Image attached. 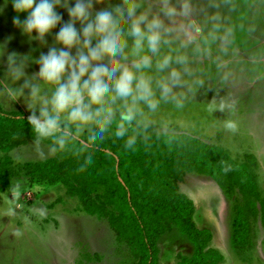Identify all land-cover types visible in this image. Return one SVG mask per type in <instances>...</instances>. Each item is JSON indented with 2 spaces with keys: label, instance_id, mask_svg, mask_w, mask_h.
<instances>
[{
  "label": "clouds",
  "instance_id": "obj_1",
  "mask_svg": "<svg viewBox=\"0 0 264 264\" xmlns=\"http://www.w3.org/2000/svg\"><path fill=\"white\" fill-rule=\"evenodd\" d=\"M101 3L0 0V15L10 5L11 25L30 49L8 50L11 34L0 39V105L23 104L37 148L88 157L93 145L111 138L122 140L123 150L134 151L138 135L162 104L182 106L184 93L174 90L188 86L189 46L194 56L207 53L182 19L175 23L191 13L192 0H103L97 7ZM230 36L225 29L219 39L226 43ZM40 47L47 51L33 56ZM33 64L36 70L27 71ZM233 104L213 98L206 111L231 113ZM220 123L226 130L237 129L233 119ZM17 208L10 204L2 214L15 216ZM48 214L43 205H33L24 217L25 227ZM13 234L20 237L22 231Z\"/></svg>",
  "mask_w": 264,
  "mask_h": 264
},
{
  "label": "rangeland",
  "instance_id": "obj_2",
  "mask_svg": "<svg viewBox=\"0 0 264 264\" xmlns=\"http://www.w3.org/2000/svg\"><path fill=\"white\" fill-rule=\"evenodd\" d=\"M101 6L103 0L97 5ZM59 11L66 20L63 9ZM12 15L10 5L0 15V39L11 34L13 39L7 49L28 52L26 38L11 25ZM181 19L207 53L194 56L189 46L192 71L187 76L188 86L174 90L184 93L182 106L177 109L173 104H162L138 137L187 133L227 148L238 162L253 154L258 187L264 196V0H192L191 13L177 18L175 23L179 25ZM225 29L231 30V36L223 43L219 37ZM213 35L216 39H212ZM46 40L50 45L52 38L47 36ZM31 44L35 47L37 42ZM46 51L47 47H40L32 55ZM36 67L33 64L27 71L34 72ZM221 97L234 102L232 112H207V104ZM0 107L28 113L19 102ZM224 119L236 121L235 132L222 127L220 122ZM32 141L8 152L16 164L55 154L44 145L37 148ZM175 181L178 190L193 201L194 222L200 227L214 226L215 249L223 255L220 264H264L260 212L255 219H248L243 230L254 237V245L237 255L230 247L227 225L231 222L232 205L240 202L239 193L226 197L210 177L198 173H184ZM24 182L16 184L21 194L15 205L21 207L15 216L2 214L14 203L7 193H0V264H125L126 247L116 242L105 220L83 211L78 213L76 198L68 197L60 184L34 181L27 186ZM36 204L48 209V217L25 227L24 217ZM16 229L22 231L20 237L13 234ZM158 247V259L165 264H175L179 255L192 252V246L174 230L159 241Z\"/></svg>",
  "mask_w": 264,
  "mask_h": 264
},
{
  "label": "trees",
  "instance_id": "obj_3",
  "mask_svg": "<svg viewBox=\"0 0 264 264\" xmlns=\"http://www.w3.org/2000/svg\"><path fill=\"white\" fill-rule=\"evenodd\" d=\"M23 110L0 107V192L13 180L60 184L78 210L107 222L118 244L127 250L125 264H159V241L176 231L191 246L176 264H220L223 255L210 246L212 233L195 225L193 201L180 192L176 179L184 173L210 177L226 197L235 192L240 202L231 207L229 244L239 255L254 245L245 229L260 212L264 226V196L258 187L253 154L238 162L227 148L187 133H149L137 138L135 150H123L122 140L110 138L93 145V152H58L53 156L16 164L8 155L33 140ZM32 180V181H31Z\"/></svg>",
  "mask_w": 264,
  "mask_h": 264
},
{
  "label": "crops",
  "instance_id": "obj_4",
  "mask_svg": "<svg viewBox=\"0 0 264 264\" xmlns=\"http://www.w3.org/2000/svg\"><path fill=\"white\" fill-rule=\"evenodd\" d=\"M30 141V140H29ZM27 143V142H26ZM25 145V144H24ZM21 146V145H20ZM18 179H15V180H13L12 181V183H11V186H10V189H8V190H6V191H3V192H5V193H7V195H9V198L11 199V201L14 203V204H16V203H18V199H20V192H19V190H20V188H16V184L18 183ZM23 184H25V183H23ZM21 191V190H20ZM0 193H2V192H0ZM19 205V204H18ZM20 207H21V204L18 206V208L17 209H20ZM79 211L80 210H77V212L79 213ZM194 215H195V206H194V214H193V216H192V219H193V221H194ZM97 218V217H96ZM103 220V219H102ZM107 223V222H106ZM195 223V222H194ZM195 225L197 226V227H199V228H203V227H200V226H198L196 223H195ZM228 226V228H227V231L229 232V236H230V223L227 225ZM206 227H208V229H210V231H211V233H212V239H211V241H210V246L211 247H213V248H215V233H214V230H213V227H210V226H205V228ZM109 229H110V227H109ZM111 230V229H110ZM112 231V230H111ZM112 233H113V231H112ZM114 235V234H113ZM222 263V262H221ZM159 264H165V263H163V262H161V260L159 259ZM176 264V263H175Z\"/></svg>",
  "mask_w": 264,
  "mask_h": 264
}]
</instances>
